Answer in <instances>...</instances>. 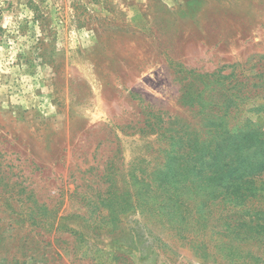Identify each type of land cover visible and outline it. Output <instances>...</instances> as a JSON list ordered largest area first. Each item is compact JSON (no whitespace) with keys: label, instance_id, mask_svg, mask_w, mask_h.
I'll list each match as a JSON object with an SVG mask.
<instances>
[{"label":"rangeland","instance_id":"1","mask_svg":"<svg viewBox=\"0 0 264 264\" xmlns=\"http://www.w3.org/2000/svg\"><path fill=\"white\" fill-rule=\"evenodd\" d=\"M263 56L264 0H0V264H264L262 223L205 239L195 214L148 212L127 175L164 162L144 107L193 116L174 64L245 78ZM246 102L236 122L264 132V100ZM110 179L130 204L94 211Z\"/></svg>","mask_w":264,"mask_h":264},{"label":"trees","instance_id":"2","mask_svg":"<svg viewBox=\"0 0 264 264\" xmlns=\"http://www.w3.org/2000/svg\"><path fill=\"white\" fill-rule=\"evenodd\" d=\"M227 69L232 71L199 74L172 66L183 113L189 111L193 116L189 120L182 114L168 116L144 107L140 130L164 137L166 147L160 151L164 162L157 173L141 167L143 161H139L127 174L134 180L132 195L148 212L162 210L168 216L174 213L182 217L195 214L197 224L205 221L203 238L225 241L230 226L231 231L251 234L264 225V204L251 203L264 202V189L255 184V177L264 173V132L250 121L236 122L246 101L264 100V56L252 66L251 70H256L249 77L242 76L243 70L234 71V66ZM109 181L112 183L97 192L99 203L91 202L94 211L102 206L101 196L119 191L115 203L128 208L129 193L116 189L114 180ZM167 202H173V207L166 206ZM254 259L263 263L256 256Z\"/></svg>","mask_w":264,"mask_h":264}]
</instances>
